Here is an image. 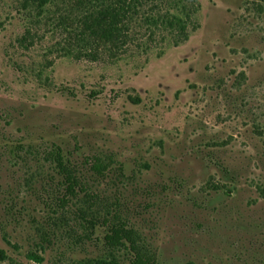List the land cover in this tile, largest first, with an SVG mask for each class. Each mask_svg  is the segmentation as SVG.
<instances>
[{
	"label": "rangeland",
	"instance_id": "1",
	"mask_svg": "<svg viewBox=\"0 0 264 264\" xmlns=\"http://www.w3.org/2000/svg\"><path fill=\"white\" fill-rule=\"evenodd\" d=\"M198 1L178 46L85 57L0 0V264H130L114 224L154 264H264V2Z\"/></svg>",
	"mask_w": 264,
	"mask_h": 264
},
{
	"label": "trees",
	"instance_id": "2",
	"mask_svg": "<svg viewBox=\"0 0 264 264\" xmlns=\"http://www.w3.org/2000/svg\"><path fill=\"white\" fill-rule=\"evenodd\" d=\"M21 3L28 16L36 12L34 23L38 25L55 16L54 26L67 33L68 46L73 42L85 57H94L100 46L116 53L126 52L131 47L145 51L156 43L157 37L160 45L178 46L188 40L189 29L196 28L200 10L198 0H21ZM45 14L51 16L44 17ZM31 35V30L27 29L18 42L26 44ZM60 49L65 53L70 51L64 46ZM48 157L62 177L68 194L76 197L81 184L74 166L65 160L57 146ZM95 171L103 174L101 166L95 167ZM105 242L111 250L129 247L133 253L130 264H154L153 254L139 243L137 232L131 228L114 224ZM5 259V252L0 249V261ZM88 264L121 263L116 258H101Z\"/></svg>",
	"mask_w": 264,
	"mask_h": 264
}]
</instances>
